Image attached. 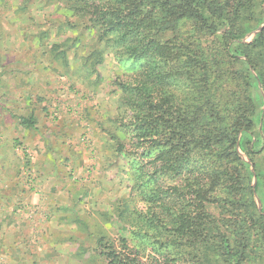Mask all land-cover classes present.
Masks as SVG:
<instances>
[{"label":"rangeland","instance_id":"rangeland-1","mask_svg":"<svg viewBox=\"0 0 264 264\" xmlns=\"http://www.w3.org/2000/svg\"><path fill=\"white\" fill-rule=\"evenodd\" d=\"M155 21L168 45L192 40L205 47L216 40L215 34L198 40L188 18L163 13ZM174 21L176 29L165 31ZM90 25L64 0H0V264H107L105 253L113 248L143 264H163L150 242L169 239L170 231L204 234L214 223L211 238L218 243L222 218L238 209L228 203L221 175L209 173L214 152L185 150L180 170L161 168L169 157L162 154L165 144L149 147L148 131L135 128L132 107L123 105L114 84L138 66L148 76L149 64L105 51L110 32L90 31ZM208 82L203 76L195 86L184 79L167 87L158 82L157 94L171 91L185 115L192 112L187 104L209 105ZM18 115H33L34 128L22 126ZM261 125L256 119L250 133L238 134L257 151L259 165ZM202 183L204 190L194 193ZM260 191L254 194L258 209ZM154 225L159 230L151 240ZM175 261L181 264L182 255Z\"/></svg>","mask_w":264,"mask_h":264},{"label":"trees","instance_id":"trees-1","mask_svg":"<svg viewBox=\"0 0 264 264\" xmlns=\"http://www.w3.org/2000/svg\"><path fill=\"white\" fill-rule=\"evenodd\" d=\"M64 3L73 16L89 19L90 31L96 28L98 33L110 32L111 37L102 44L105 51L123 59L138 60L139 64L143 58L149 64L148 76L138 66L127 79H116L114 84L122 92L123 105L132 107L135 128L139 132L148 131L149 147L165 144L162 154L168 153L169 157L162 159L161 168L168 174L180 170L185 150L214 152L218 158L211 162L209 173L221 175L219 185L231 194L228 203L237 205L235 213L222 218L224 225L219 230L218 243L211 238L215 224L208 223L203 228L204 234L188 229L176 237L170 231L169 239L159 237L158 241L150 242L154 256H159L163 264H175L177 255H182L181 264L264 263V205L258 209L254 200V194L261 192V187L264 189V155L259 165L253 157L257 151L238 137L239 133H250L256 119L262 123L261 130L264 129V26L245 42L246 35L264 23V0H64ZM163 13L190 19L193 30L201 34L198 40L209 34H215L216 40L205 47L192 40L165 44L164 33L155 29V20ZM176 25L174 21L165 31L172 32ZM101 51L96 50L99 60ZM199 76L209 80V105L187 104L192 112L184 115L177 111L171 91L157 94L160 85L167 87L176 79L195 86ZM17 119L25 128L35 126L33 115H18ZM217 145L221 148L219 153ZM240 151L245 153L244 157ZM205 184L195 187L194 193L203 191ZM183 191L187 192V186ZM239 194L241 198L237 197ZM156 229L159 230L154 225L151 240ZM105 255L107 264H143L115 248Z\"/></svg>","mask_w":264,"mask_h":264},{"label":"crops","instance_id":"crops-1","mask_svg":"<svg viewBox=\"0 0 264 264\" xmlns=\"http://www.w3.org/2000/svg\"><path fill=\"white\" fill-rule=\"evenodd\" d=\"M30 195H31V194H25V193H20V194H18V193H17L16 196H18V197H20V196H23V197L29 196V198H30ZM0 208H1V207H0Z\"/></svg>","mask_w":264,"mask_h":264},{"label":"water","instance_id":"water-1","mask_svg":"<svg viewBox=\"0 0 264 264\" xmlns=\"http://www.w3.org/2000/svg\"><path fill=\"white\" fill-rule=\"evenodd\" d=\"M264 26V24L260 27V29Z\"/></svg>","mask_w":264,"mask_h":264}]
</instances>
